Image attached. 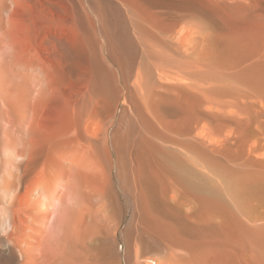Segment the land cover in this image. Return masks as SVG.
<instances>
[{
	"label": "bare ground",
	"instance_id": "1",
	"mask_svg": "<svg viewBox=\"0 0 264 264\" xmlns=\"http://www.w3.org/2000/svg\"><path fill=\"white\" fill-rule=\"evenodd\" d=\"M199 17L0 0V264H124L130 212L129 264L264 261V45Z\"/></svg>",
	"mask_w": 264,
	"mask_h": 264
},
{
	"label": "rangeland",
	"instance_id": "2",
	"mask_svg": "<svg viewBox=\"0 0 264 264\" xmlns=\"http://www.w3.org/2000/svg\"><path fill=\"white\" fill-rule=\"evenodd\" d=\"M191 1L200 16L199 18H196V21L207 22L218 34V44L220 48H222V57H226L228 60L230 59V61H237L238 59V61H246L249 50L240 44L248 41V43L251 44L249 48L251 51L255 46L264 45V0ZM197 29H201L200 25L197 26ZM197 36L198 31L195 35V40ZM3 104L4 103L0 99V108L4 110L5 107ZM130 214L131 212L128 214V217L125 218L119 233L121 243L118 249L121 252L124 264H129L126 260V256H128L127 244L129 241V238L127 237L130 236H127L126 231L127 224L131 217ZM131 260V262L134 263L133 249ZM260 263L264 264V261L262 260Z\"/></svg>",
	"mask_w": 264,
	"mask_h": 264
}]
</instances>
